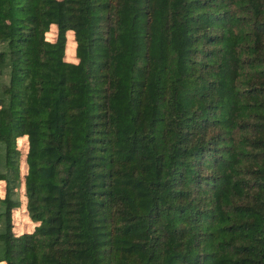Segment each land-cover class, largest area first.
I'll list each match as a JSON object with an SVG mask.
<instances>
[{
	"label": "trees",
	"instance_id": "obj_1",
	"mask_svg": "<svg viewBox=\"0 0 264 264\" xmlns=\"http://www.w3.org/2000/svg\"><path fill=\"white\" fill-rule=\"evenodd\" d=\"M0 264H264V0H0Z\"/></svg>",
	"mask_w": 264,
	"mask_h": 264
},
{
	"label": "rangeland",
	"instance_id": "obj_2",
	"mask_svg": "<svg viewBox=\"0 0 264 264\" xmlns=\"http://www.w3.org/2000/svg\"><path fill=\"white\" fill-rule=\"evenodd\" d=\"M58 34V27L56 25H51L50 30L47 32L46 36L49 40L55 41ZM75 36L74 33L69 31L67 33V46H66V60L70 62H78V58L76 56V42L74 40ZM19 145L23 151V155L26 153L27 150V143L24 139L19 141ZM24 167V162L23 166ZM4 184H1V191H4ZM14 223H15V231L16 233H23V232H31L34 230L35 223L28 219L27 212L25 206L21 209L15 211L14 214Z\"/></svg>",
	"mask_w": 264,
	"mask_h": 264
}]
</instances>
